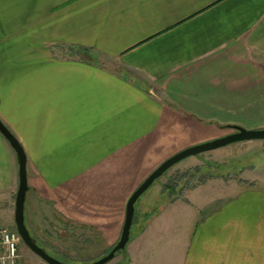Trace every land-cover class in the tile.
<instances>
[{
    "label": "crops",
    "instance_id": "crops-1",
    "mask_svg": "<svg viewBox=\"0 0 264 264\" xmlns=\"http://www.w3.org/2000/svg\"><path fill=\"white\" fill-rule=\"evenodd\" d=\"M0 120L25 152V202L110 251L162 161L234 125L264 128V0H0ZM8 143L0 133V222L19 184ZM240 143L264 155V139ZM259 181L148 188L121 264H264Z\"/></svg>",
    "mask_w": 264,
    "mask_h": 264
},
{
    "label": "rangeland",
    "instance_id": "rangeland-1",
    "mask_svg": "<svg viewBox=\"0 0 264 264\" xmlns=\"http://www.w3.org/2000/svg\"><path fill=\"white\" fill-rule=\"evenodd\" d=\"M261 129V128H260ZM234 129L224 130V134L233 132ZM244 143L229 144L215 150L203 152L193 158V163L185 166V160L181 164L174 165L157 178L146 193L157 186L164 190L170 197L177 196L184 186L196 184L206 178L245 177L249 180L264 183V155L257 153V148L244 149ZM264 146V145H262ZM31 194H28V199ZM140 199V198H139ZM136 203V207L138 206ZM26 228H28L32 240L44 249L52 257L65 264H90L107 254L108 251L99 249V242H91L94 234L89 228L72 225L65 218L54 213L48 203L25 202L24 215ZM12 227L16 229L14 219L3 218L0 227ZM17 230V229H16ZM19 234V233H18ZM20 236V235H19ZM130 239L134 237L132 232ZM87 238L88 241H80L79 238ZM19 239V263L18 264H48ZM125 248L116 252L113 259L105 264H121ZM126 255V254H124ZM123 264V263H122Z\"/></svg>",
    "mask_w": 264,
    "mask_h": 264
},
{
    "label": "water",
    "instance_id": "water-1",
    "mask_svg": "<svg viewBox=\"0 0 264 264\" xmlns=\"http://www.w3.org/2000/svg\"><path fill=\"white\" fill-rule=\"evenodd\" d=\"M234 129L233 132L228 133V135H224L221 137H217L215 139L201 142L195 145L188 146L183 148L182 150L174 153L173 155L166 158L162 161L148 176L140 183L139 186L133 191L130 195L129 199H127L126 204V211H125V219L122 227L121 234L119 235L120 238L118 242L115 244L112 249L102 256L100 259L93 261L90 264H105L109 260L113 259L116 252L119 250L124 249L126 244L130 238V230H131V223L133 221L134 210H135V203L138 198L146 192L150 185L153 182L163 175L167 170L181 160L190 157L199 155L203 152L215 150L216 148H221L223 146H227L229 144H233L236 142L247 141V140H260L264 139V128L261 129H247L238 125L232 126ZM0 133L4 136V138L11 144V147L16 152V156L18 159V176H19V184L18 190L16 191V198H15V211H14V222L16 225L17 232L21 236V240L32 250V252L36 253L39 257H41L44 261L48 264H65L60 260L52 257L47 252L44 251L42 247H40L34 240H32V236L29 233L28 228H26L25 224V216L24 215V208H25V199H26V190H28L27 184V168H26V156L24 155V149L18 139L12 132H9L8 127L0 120Z\"/></svg>",
    "mask_w": 264,
    "mask_h": 264
},
{
    "label": "built area",
    "instance_id": "built-area-1",
    "mask_svg": "<svg viewBox=\"0 0 264 264\" xmlns=\"http://www.w3.org/2000/svg\"><path fill=\"white\" fill-rule=\"evenodd\" d=\"M20 236L12 227H0V264H18Z\"/></svg>",
    "mask_w": 264,
    "mask_h": 264
}]
</instances>
